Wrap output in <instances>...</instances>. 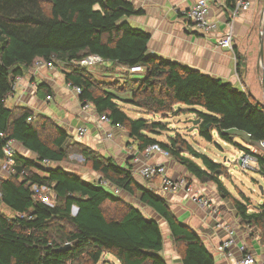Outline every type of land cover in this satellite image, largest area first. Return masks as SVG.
<instances>
[{
    "label": "trees",
    "instance_id": "trees-1",
    "mask_svg": "<svg viewBox=\"0 0 264 264\" xmlns=\"http://www.w3.org/2000/svg\"><path fill=\"white\" fill-rule=\"evenodd\" d=\"M42 1L0 0V162L9 141L33 155L15 152L16 172L0 176V203L14 213L7 217L0 212V264H98L104 254L118 264H168L160 223L146 217L140 205L165 223L180 264H216L199 235L174 216L167 200L147 187L148 181L144 186L135 181L132 166H120L78 139L72 142L71 135L50 117L6 106L17 77L38 61L63 66L64 82L81 90L79 101L125 130L139 155L158 144L186 170L187 180L213 185L235 209L239 226L256 230L264 255V198L251 210L250 199L243 194L234 197L224 185L221 178L230 177L225 167L198 152L177 131L166 142L158 141L169 131L167 123L129 117L117 94L129 92L124 103L161 119L191 113L200 120V138L211 143L217 135L234 145L232 130L247 135L252 144L264 141V105L231 83L148 54L150 35L124 21L142 13L127 0H45L48 7ZM223 1L225 11L234 8L235 0ZM90 55L112 68H123L127 90L107 87L87 67L72 64ZM236 58L240 75L244 62L237 53ZM135 66L143 71L129 73ZM37 94L45 97L53 92L39 84ZM72 153L98 180H84L60 166ZM257 162L264 179V153L257 155ZM32 185L49 188L53 206L34 197ZM123 195L140 205L126 202ZM73 208L78 209L75 215ZM66 244L70 247L63 249Z\"/></svg>",
    "mask_w": 264,
    "mask_h": 264
},
{
    "label": "crops",
    "instance_id": "crops-1",
    "mask_svg": "<svg viewBox=\"0 0 264 264\" xmlns=\"http://www.w3.org/2000/svg\"><path fill=\"white\" fill-rule=\"evenodd\" d=\"M127 1L142 11L141 15L125 18L124 21L150 35L147 44L148 54L176 62L223 82L231 83L237 89L250 94L258 102L264 104V0H248L251 3L250 9L243 11L235 18L231 50L222 49L216 45L217 35L204 34L195 29L193 23L187 17V10L195 0ZM208 2L210 4L209 17L218 23L219 34H223L230 11H225L223 0H208ZM236 53L241 57V62H244V67L240 68L242 70L240 75L237 73ZM99 66L105 69L112 68L109 62H103ZM115 71L121 74L124 69L115 68ZM39 84H46L52 89L53 95L50 101H46V96L43 97L37 94ZM56 98L59 99L60 112H54L48 108L49 104ZM121 104L119 101V105ZM6 106L9 109L26 108L35 114L50 117L72 137H75V128L83 126L87 129V136L82 141H76L104 157H112L120 166L135 167L132 156L138 152L136 144L130 139L128 133L120 127L103 125L99 128L97 124L98 116L91 110L86 113L80 110L78 96L73 88L64 82L62 73L56 69L51 71L45 68L39 70L31 68L23 76L17 77L13 90L6 99ZM146 116L147 119L151 118L149 115ZM108 129H111L113 134L111 140H105L102 136V132ZM170 130L177 131L176 129ZM229 133L233 138V143H235L236 138L241 139L240 145L235 143L239 150L240 148L243 149L240 150L241 155L247 153L246 150L252 149L253 144L250 143L247 135L233 130ZM171 135V133L170 135L167 134V137ZM157 140L166 142L160 137H157ZM13 146L15 152L21 156L30 158L33 156L16 142ZM238 159L235 160V163L239 165ZM144 162L149 165H163L166 175L172 180L187 177L186 170L176 164L170 157L154 154ZM214 162L216 161L214 160ZM133 176L139 185H146V182L134 170ZM188 181L192 184L194 192L208 200L210 207L220 210L217 217L212 214L210 208H202L193 203L184 191L180 190L172 194L155 192V189L159 188L160 185L159 179L148 183L147 187L149 186L155 193L164 197L169 203L174 216L199 235L206 249L214 256L216 264L231 263L230 258H223L219 255L218 247L226 240L227 231L223 227H216L217 222L230 223L235 228L236 244L231 248L234 258L241 256L239 246L244 245L247 252L262 259L264 257L263 252L258 246L257 240H254L255 230L248 231V228L242 229L239 226V219L231 203L228 200L221 199L213 185L200 184L195 179ZM261 187L263 191V195H261L264 196V187ZM122 197L128 201L133 200L132 197L126 195ZM138 205L140 204L137 202L136 206ZM140 208L142 210L141 205ZM143 208L144 212H149L150 218L162 222L148 208ZM162 226H164L166 237L169 239L170 234L167 226L165 223H162ZM249 241L251 244L248 245ZM167 253L172 260L175 258L173 247L169 246Z\"/></svg>",
    "mask_w": 264,
    "mask_h": 264
},
{
    "label": "built area",
    "instance_id": "built-area-1",
    "mask_svg": "<svg viewBox=\"0 0 264 264\" xmlns=\"http://www.w3.org/2000/svg\"><path fill=\"white\" fill-rule=\"evenodd\" d=\"M250 6L251 3L248 0H235L234 8L229 12V19L225 23L226 26L223 34H219L218 23L209 17L210 4L208 0H195L194 3L187 10V17L193 23L197 31L208 35H217L216 45L219 48L231 50L233 45L234 20L243 11L250 9ZM101 63H103L102 59L96 55H90L80 61L72 62L74 66L87 68L97 66ZM42 68L52 71L54 70L55 66L52 64V61H38L32 66L33 70H39ZM128 71L131 74H138L141 73L143 70L140 66H135L130 68ZM70 87L73 88L77 96L80 95V88L76 86ZM51 99L52 98L50 95L46 96V101H50ZM80 110L86 113L89 110H92V108L87 102L84 101L80 102ZM30 120L31 118L28 119V121ZM97 124L99 128H101L103 125H108L112 127L109 119L105 116L98 117ZM87 133V129L83 126H78L75 128V137L80 141L85 139ZM102 136L105 140H111L113 138L111 129L102 132ZM14 143V141H9L7 145L3 148L4 159L1 161L0 176L11 175L16 172V161L14 159L15 148L13 146ZM260 153H264V141L254 143L252 149H250L248 153H243L239 158V166L244 170L258 172L259 168L257 162V155H259ZM154 154H158L163 157H169V153L167 151L163 150L158 144H153L146 149V152L143 156L137 153L136 155L132 156V160L133 165L135 166L133 167L134 172L138 174L144 181L152 183V180H160L159 188L155 189V192L160 191L162 194H172L180 190L184 191L190 197L191 201L199 207L210 208L212 214H214L216 217L220 214V210H218L217 208L210 207L208 200L200 197L198 193L194 192L192 184L186 178L172 180L166 175V170L163 165H149L144 162L147 161ZM141 158H143L144 160H142ZM44 163L48 164L47 161H44ZM20 174L25 175L26 172L24 170H21ZM101 184L103 186H108L107 182L105 181H101ZM31 192L34 194V197H36L45 205L53 206V204L51 203L52 200L48 197V194L51 193L49 188L45 186L32 185ZM115 193L119 194V191L116 190ZM216 227H223L227 231V238L218 247V252L221 257L230 258V264H264V258L259 259L255 255L247 252L244 245L239 246L241 256L234 258L233 254L231 253V248L236 244L235 228L230 223L222 224L220 222H217ZM250 230L253 231L255 229L248 228V231ZM254 240L258 241V235L256 230Z\"/></svg>",
    "mask_w": 264,
    "mask_h": 264
},
{
    "label": "rangeland",
    "instance_id": "rangeland-1",
    "mask_svg": "<svg viewBox=\"0 0 264 264\" xmlns=\"http://www.w3.org/2000/svg\"><path fill=\"white\" fill-rule=\"evenodd\" d=\"M44 5L46 7L47 4L45 3V0H43ZM56 70L61 72L65 68L63 66L55 67ZM54 69V70H55ZM88 71L90 74L94 76V78L97 81L103 82L107 87H111L113 89H119L120 91H126L125 89L127 86L124 84V81H126L127 76L123 73L118 74L119 72L115 71V68H103L99 65L94 67H89ZM62 73V72H61ZM120 75V76H117ZM118 97H120V102L122 103L121 106L123 110L131 117L133 118H141L146 120H154L159 121L161 120L164 123H167L168 128L170 129H176L179 134H181L186 141H188L191 145L194 146V148L203 154H205L208 158H210L212 161H216V163L221 164L223 167H225L228 172L231 174L230 177L227 175L226 178H221L224 185L228 189V191L236 198L240 197V194H243L246 198L251 200V210L254 209L257 205L261 204L263 202L264 196L261 195L259 191V186L264 187V179L259 173H256L255 171L251 170H244L242 169L237 163H235V160L238 159L241 155L240 150L232 143L230 142H224L222 141L217 135L214 136V141L209 143L202 138H200L197 135V131L189 132V129L192 127L191 123L188 122L189 120L195 119V116L191 113L183 112L182 114H179L177 116L170 115L166 119H161L162 117L152 116L149 115L151 118L147 119L148 114L143 113L142 111L124 103V101L129 100V92H120L117 94ZM58 101L59 99L56 98L54 101L49 104L48 108L51 111L54 112H60L58 107ZM264 105V104H263ZM134 110V111H131ZM136 111V112H135ZM55 114V113H54ZM57 114V113H56ZM186 127V128H185ZM185 128V129H184ZM167 132H163L159 137L160 139H164V141L167 140V134L170 135L174 130H170ZM71 141H76L75 137L71 136ZM235 143L241 144V139L236 138ZM33 157V156H32ZM224 160H226V164H224ZM57 166V165H55ZM60 166L71 172H75L76 174H79L82 179L89 180L91 182L98 180L96 177V174L88 170L86 166L83 164L82 159L77 153H72L69 155V158L66 162L60 164ZM104 188L111 192V188L108 186H104ZM49 199L53 202V193L48 194ZM128 203L136 205L137 201L133 199L132 201H128L127 199H124ZM142 211L146 217H149V212H144V208L142 207ZM0 212H2L7 217H13L14 213L11 212L7 207H5L2 203H0ZM76 210L73 208L72 214L74 215ZM160 223V227L162 230V235L164 238V249H163V255L165 257V260L168 264H179V256L169 239L166 237V233L164 230V226H162V222ZM173 247L174 256L175 258L172 260L171 257H168V247ZM178 259V260H177ZM98 264H118L116 259L110 255V254H104Z\"/></svg>",
    "mask_w": 264,
    "mask_h": 264
},
{
    "label": "water",
    "instance_id": "water-1",
    "mask_svg": "<svg viewBox=\"0 0 264 264\" xmlns=\"http://www.w3.org/2000/svg\"><path fill=\"white\" fill-rule=\"evenodd\" d=\"M180 108H178L177 109V111L179 110ZM188 122H190L191 123V125H192V127L189 129V132H192V131H196L197 130V127H198V124L200 123V120H198V119H193V120H189ZM227 161L226 160H224V163H226ZM238 163L240 164V159H238ZM0 166H1V162H0ZM259 191H260V193L263 195V191H262V187L261 186H259ZM76 209V208H75ZM77 211H78V209H76V213H77ZM75 213V214H76ZM70 246H69V244H66L65 246H64V248L63 249H68Z\"/></svg>",
    "mask_w": 264,
    "mask_h": 264
}]
</instances>
